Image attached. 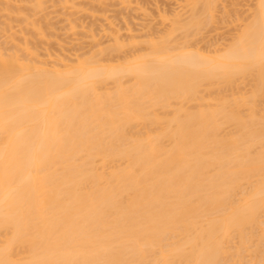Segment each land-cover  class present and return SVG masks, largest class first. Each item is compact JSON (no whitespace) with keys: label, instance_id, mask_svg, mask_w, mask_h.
Instances as JSON below:
<instances>
[{"label":"bare ground","instance_id":"obj_1","mask_svg":"<svg viewBox=\"0 0 264 264\" xmlns=\"http://www.w3.org/2000/svg\"><path fill=\"white\" fill-rule=\"evenodd\" d=\"M194 1L206 19L219 0ZM255 1L243 30L212 56L168 46L172 36L117 64L50 66L0 51V264H264L255 98L264 91V0ZM190 13L176 31L201 23ZM246 76L256 80L247 96L199 94Z\"/></svg>","mask_w":264,"mask_h":264},{"label":"rangeland","instance_id":"obj_2","mask_svg":"<svg viewBox=\"0 0 264 264\" xmlns=\"http://www.w3.org/2000/svg\"><path fill=\"white\" fill-rule=\"evenodd\" d=\"M193 1L194 0L191 1L190 0H0V47H1L0 51H3L5 53L7 52L8 54L17 53L18 56L24 55L27 59H30L29 57H32L34 58V60L37 61L39 58V60L40 61L42 60V62L44 63L46 61H49L48 65L50 66H52V63H54V61H56L57 58L64 59L67 61L70 60L69 62L76 63L75 61H77L78 59L89 58V57L90 58L92 57V59L94 60L99 59V61L102 63L110 62V64H112L111 61L108 60L109 58L110 60H112L114 64L117 60L120 62L122 61L121 63H123L125 58L130 59L134 55L137 54L140 55L142 52L147 54L149 53L148 50H150V47H152V45H150L152 43V40L155 43L159 38L160 42L161 41L166 42L167 37L172 36L171 39L170 38L167 39V40L170 39L169 41L172 43L170 44V42L168 41L169 43V44L167 43L168 46L171 45L173 47V44H176V46L185 44L186 46L188 45L187 46L188 48L190 46L191 50L192 48L193 50L195 49L194 51L204 50L203 52L200 53L204 54L205 52H207L208 54L209 52L208 55H211L214 52V49L216 50V46L219 51L220 50L222 51L225 48L221 49V47H225V46L227 47V43H230L232 38L235 39L234 36L237 37L238 35L237 33L238 32L240 33L241 30H243L242 27H240L243 26L241 24H244L247 20L251 19L250 17L252 15L250 14L253 13L251 10L256 3L255 0H219V1L215 0L218 2V4H216L217 6H215L214 3H212V5L213 7L214 6L217 7L216 8L217 10L215 8L213 9L212 5L210 9V10H214L213 11L214 14L212 15V11L211 13L207 12L211 16H209V14L207 13L206 14L204 13V16L207 15L210 17V19L212 18L211 19L212 21H210L209 19V21L211 22L210 23V22H205L206 20H208L209 17L205 19V17L201 16L202 19L204 18L203 19L204 21H202L201 18L199 19L200 15H203L201 13L199 14L202 4L199 5L200 3H198V6H195L197 5V3L196 4L194 3L195 5H191V3L193 4ZM192 6L193 8H195L194 13ZM249 7L251 10L248 9ZM188 11L192 12L194 17L199 14L198 19L196 20H198L199 22L201 21V23L198 25L196 24L195 28H194L195 25L194 26L192 25L193 29L191 28L192 26H190V29L189 28L188 29L189 30L192 29L191 31H189L186 28L187 30L185 31H189L188 32L189 34L186 32L187 33L186 35L185 31L181 30L179 26L176 27H178L181 30V32L180 30H178V28L176 31L174 25L177 24L181 25V22L184 21L182 22L183 23L182 26H183L185 23L189 22V21L185 22L186 19H189V16L190 17L192 16L191 13L189 14ZM224 13L226 15H224ZM249 15L250 17H248ZM237 17L238 19L236 20ZM247 17L250 19H247ZM191 18H193V16ZM191 18L189 20H192ZM239 19H241L242 21ZM172 24L174 27H172ZM200 25L202 27H200ZM182 26L181 28H183ZM171 28L175 30L174 32L175 36L174 34H172L173 31L170 30ZM197 28L199 32L197 31ZM192 31L193 33L195 31L197 33V34L196 33L193 34L194 37L190 35L192 34ZM165 35H167L165 40H161L162 38L165 37ZM185 35L186 36L190 35V36L189 38H187L184 37ZM183 37L185 39L184 41H182ZM115 38H117L116 41ZM154 39L157 40L155 41ZM26 43H27V47L30 50L25 46ZM120 43L122 44V47L120 46L121 48L117 50L116 46ZM114 44L117 45L115 46ZM22 48L24 49L22 50ZM211 50L213 51L210 52ZM33 53L34 54L37 53L38 57L36 54L34 55ZM207 54L205 53V55ZM212 55H216V54L214 53ZM34 56H36V59ZM106 58L108 61L106 60ZM246 77L248 78L250 77V78L248 79ZM246 77H245V81H243V84H242V79L241 80L240 78L238 79V81L240 80L239 86L237 84L238 83L237 81H236L237 83H235L231 87L226 85H225L226 87H224L223 86L224 84H220V86L217 85L218 87L206 86L207 89H209L207 90L206 87L203 88L201 86L202 90L200 88L201 93L199 94L201 95L203 94V96L205 97H211V95L213 94L212 95L213 97L215 94L217 96V94L223 93L224 95V93H226L225 96L226 95L229 96L228 94L229 92L230 95L233 96L236 94L235 96H237V93L241 92L240 95L243 94L247 96V94L249 95V93L250 92L252 93V90L255 89L253 88L251 90L252 87H255L254 83L256 80L254 79L253 81L252 79L254 78L253 76L252 78L251 76H246ZM125 78L126 79H123L124 81H127V79L129 80V78L127 77ZM112 84L113 83L111 82L109 83L108 81L107 85L112 87L114 86ZM107 85H105V87H107ZM212 87L214 88L216 87L217 90L216 88L214 90V88ZM235 87L237 88L238 91L236 90ZM259 87H258L259 98L256 97L258 94L255 96V98L256 100L259 99L260 102L263 103L264 91L261 92V89H259ZM218 88L220 90H218ZM244 91L246 92L244 93ZM175 101L177 102V100H173L172 104L175 105L176 104ZM189 102L192 103L191 101L186 102L185 107L194 108V106L197 103L196 101H193L192 104H190ZM260 102L259 101L257 102L258 104L257 107H259L260 111L264 113L263 110L264 103L260 108L261 105ZM157 107L155 106V109L152 108L153 109L152 111L156 112L158 110L159 111V112L157 111L158 114L163 115L167 113V115L168 114L171 115V113H173L174 111L173 109L176 108V105L175 108L168 107V109L166 110L165 107L164 109H161L163 107L161 108L160 107L157 108ZM246 107L242 108V110L246 111L248 109ZM137 124L140 126L139 128L140 130L142 128H143L142 130L145 129L146 125L144 127H141L144 125L143 123L139 122ZM228 126L230 127V125ZM228 126H225L223 130L226 129ZM156 127H159V125L155 126V128ZM233 129L234 128L231 127L230 131ZM226 130H229V128ZM235 242L236 240L234 241V243ZM19 254H21V252ZM249 254L248 252H246V258L247 259L249 258L251 260L250 257L251 254L250 255Z\"/></svg>","mask_w":264,"mask_h":264}]
</instances>
